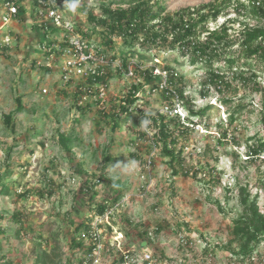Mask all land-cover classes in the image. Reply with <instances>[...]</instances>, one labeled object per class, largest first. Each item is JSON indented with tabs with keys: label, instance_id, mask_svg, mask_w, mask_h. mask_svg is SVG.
Returning a JSON list of instances; mask_svg holds the SVG:
<instances>
[{
	"label": "rangeland",
	"instance_id": "rangeland-1",
	"mask_svg": "<svg viewBox=\"0 0 264 264\" xmlns=\"http://www.w3.org/2000/svg\"><path fill=\"white\" fill-rule=\"evenodd\" d=\"M4 1L0 0V188L6 185L10 192L0 191V214L6 216L0 220L5 231L0 234V264H77L82 253L73 244L75 228L91 216V206L104 200H120L122 205L104 228L103 264L117 261L123 251L152 253L155 264H239L218 245L231 240L233 219L242 213L240 183L248 187L252 197L257 196L264 212V161L248 165L243 145L260 132V96L235 83L239 89L226 96L232 101L222 104L217 92L207 96L201 93L205 78L202 64L193 65L177 51H150L145 52L149 58L135 57L132 62L141 64V69L155 62L172 66L184 77L185 94L193 98L196 109L212 105L204 117L211 123V131L200 123L179 141L186 146L185 169L198 168V175H174L169 157L155 145L154 131L149 128L150 133L139 136L151 122L137 123L141 109L153 114L160 110L167 101L163 93L152 91L141 75L127 78L112 68L107 96L100 98L99 87L92 86L87 100L76 104L77 84L85 87L89 83L84 78H62L63 30L49 31L46 11L41 12L43 8L33 0H19L24 11L2 26ZM209 1L166 3L169 10H177ZM55 2L78 31L91 30L87 14L98 9L99 0ZM224 20L220 18L219 24ZM258 22L264 25V19L252 21ZM7 34L13 44L1 46ZM88 39L100 46L97 34ZM120 45L111 52L118 58ZM139 81H143L144 89L133 114L128 118L123 115L114 129L112 113L117 112L119 100L131 83ZM18 97L22 111H17ZM239 105L244 107L236 113V125L229 126L230 113ZM83 106L87 107L81 109ZM187 106L182 110L189 116ZM9 113L13 114L11 125L5 122ZM225 128L228 139L219 143ZM61 135L72 138L70 148L62 144ZM235 150L239 152L236 165L232 156ZM149 157L153 162L146 166ZM213 176L220 181L210 183ZM50 188L51 196L47 193ZM40 189L44 195L37 193ZM25 190L29 195L20 197ZM14 212L20 214L18 222L12 218ZM158 225L163 231L153 233ZM144 230L151 235H141ZM115 232L122 234L121 250L115 245ZM206 246L208 253H204ZM245 264H264V241Z\"/></svg>",
	"mask_w": 264,
	"mask_h": 264
},
{
	"label": "trees",
	"instance_id": "trees-1",
	"mask_svg": "<svg viewBox=\"0 0 264 264\" xmlns=\"http://www.w3.org/2000/svg\"><path fill=\"white\" fill-rule=\"evenodd\" d=\"M78 1L66 0L71 3ZM33 2L40 6L37 0H33ZM19 10L20 12L24 11V7L20 6ZM232 13L234 16L231 15ZM220 18H225L221 24H219ZM262 19H264V0H210L177 10H169L166 0H99L98 9L87 14L91 30L79 31L85 38L97 34L100 38L99 49L103 53L116 50L118 43L121 42L120 52L124 69H127L131 59L135 57L149 58L145 52L177 51L180 56L187 58L193 65H203L205 78L201 93L207 96L211 91L217 92L221 96L222 104L232 101L226 96L239 89L235 83H239L240 89L251 94H258L260 96L258 113L261 129L260 132L247 138L243 144L245 161L248 165H254L259 161H264V25L259 22L254 24L252 21ZM211 23H215V26H211ZM46 28H51L49 31L59 30V27L53 24H48ZM65 43L64 41V45ZM115 57L117 56L114 55ZM157 66L168 70L170 74L169 87L177 91L184 106L188 105L187 123L182 122L178 117H169L160 111L153 114L144 109L140 110L137 123L142 125L145 122H151L147 127L154 131L152 133L155 144L160 145L164 155L169 157L168 162L174 175L182 173L185 176L196 177L199 173L198 168L185 169L187 156L183 140L200 123H204L206 129L211 131V123L204 121V117L212 105L208 104L203 108L196 109L192 102L193 98L185 94L184 77L175 75L174 68L168 64L162 65L155 62L151 67L141 69L142 65L137 62L134 75L135 77L141 75L143 81L151 84V88L158 87L154 74ZM117 73L123 75L121 69ZM108 79L106 76H97L96 80L91 77L86 81L89 85H93L97 82H106ZM143 81L131 83L125 95L121 96L117 112L112 113L114 129L118 127V121L123 115L128 118L133 114L135 109L133 107L141 98V92L144 89ZM82 94L83 85L79 82L75 94V96L77 95L75 102L78 105ZM162 95L165 99L170 100L166 93ZM16 101L17 111H22L24 108L22 99L18 97ZM97 102L100 101L97 100ZM84 107L87 106H83L81 109ZM243 107V105H239L230 113L227 121L229 126L236 125V113ZM103 114L107 116V112L104 111ZM12 119V113L5 115V122L8 125H11ZM221 125L219 123V126ZM146 133L140 131L139 136L145 137ZM228 135V128L223 129L218 142L227 140ZM182 137L183 140L180 143ZM60 141L65 148H70L73 142L71 137L64 135H61ZM237 144L241 145V142L237 141ZM232 156L233 164L236 165L239 152L233 151ZM216 159L219 158L216 157ZM220 179L213 176L210 183H215ZM48 181L52 183L53 180L48 178ZM81 190H83V186H81ZM0 191L2 193L10 192L6 185L1 186ZM37 193L44 195L42 189ZM47 193L50 196L53 195L52 188L47 189ZM28 195L27 190L20 192V197ZM239 200L242 213L233 219L232 238L228 243L218 245V247L229 251L239 264H245L253 259L255 251L264 241V212L259 205L257 196L252 197L248 187L241 183L239 184ZM109 203V200H104L90 207L91 216L75 228L77 237L90 227L92 217L104 212ZM12 218L18 222L20 214L14 212ZM5 219L6 216L0 214V220ZM163 229L162 225H158L153 233L159 234ZM4 232V228L0 226V234ZM150 233V231L144 230L141 235H150ZM77 237L73 239V244L76 243L75 246L83 255L88 246L82 241H78ZM208 251L209 246H206L204 253H208ZM131 253L138 255L136 251ZM78 263H82V258ZM115 263L116 261L113 262V264Z\"/></svg>",
	"mask_w": 264,
	"mask_h": 264
},
{
	"label": "built area",
	"instance_id": "built-area-1",
	"mask_svg": "<svg viewBox=\"0 0 264 264\" xmlns=\"http://www.w3.org/2000/svg\"><path fill=\"white\" fill-rule=\"evenodd\" d=\"M37 1L40 7L43 8L41 12L46 11V17L50 20L49 23L61 28L64 32L66 43L61 47L62 61L59 66L64 81H69L72 77L84 78L86 80L93 77V79L96 80L97 76H106L108 79V74L112 68L116 72L121 69L123 71L122 74L127 78L135 76V66L137 65V62L133 64V59H131L127 69H124L123 60L121 58H114L111 52H101L97 44H94L90 39L83 37V35L75 28L74 23L66 18L65 12L55 0ZM19 9V0L4 1L2 26L10 24L16 20L20 13ZM12 40V36L7 34L3 40H1V46L12 45ZM154 74L155 76H159V82L157 83L158 87L152 88V91H161L162 93H166L170 98V100L166 99L167 101L161 106L159 111L171 117H178L179 120L187 123L188 116L184 115L182 110V107L185 106L182 104L177 91L174 88L169 87L170 74L168 73V70L156 67ZM175 75H177V73H175ZM92 86L99 87L100 98L107 96L108 80L106 82H97L93 85L83 87V94L80 103L85 102L88 96L92 93ZM146 132L150 133L148 127L146 128ZM152 162V157H149L146 166H151ZM121 205L122 201L120 200L109 203L104 212L98 213L92 217L90 227L78 235V241H82L88 246L86 253L81 257L82 263L80 264L104 263L106 248L104 228L106 225L111 224L110 219L119 212ZM115 233V245L121 250L122 234L119 232ZM181 242L184 244L187 243L184 236H181ZM115 264H155V258L154 255L149 252H145L142 255H133L130 251H123Z\"/></svg>",
	"mask_w": 264,
	"mask_h": 264
},
{
	"label": "crops",
	"instance_id": "crops-1",
	"mask_svg": "<svg viewBox=\"0 0 264 264\" xmlns=\"http://www.w3.org/2000/svg\"><path fill=\"white\" fill-rule=\"evenodd\" d=\"M146 242H144V244H145Z\"/></svg>",
	"mask_w": 264,
	"mask_h": 264
}]
</instances>
